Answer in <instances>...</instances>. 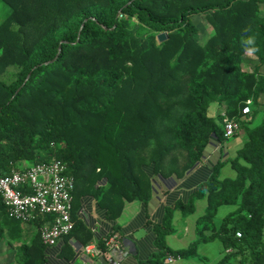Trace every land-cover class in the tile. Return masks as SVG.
Returning <instances> with one entry per match:
<instances>
[{"label":"trees","instance_id":"1","mask_svg":"<svg viewBox=\"0 0 264 264\" xmlns=\"http://www.w3.org/2000/svg\"><path fill=\"white\" fill-rule=\"evenodd\" d=\"M3 1L0 174L62 161L75 179V225L64 238L83 231L89 240L78 216L84 197L115 220L125 201L151 199L152 175L189 174L211 141H226L225 117L234 119L247 131L237 156L213 164L186 203L165 207L151 225L157 250L140 264L204 259L199 245L216 240L230 250L216 264H264V116L253 125L264 95V0ZM195 16L211 33L205 42ZM245 36L256 37L255 64ZM213 106L225 113L213 116ZM228 162L236 176L223 178ZM203 197L196 239L170 247L175 211L186 217ZM223 205L234 209L217 222ZM50 220L12 217L0 193V241L15 248L16 264H47L41 228Z\"/></svg>","mask_w":264,"mask_h":264},{"label":"crops","instance_id":"2","mask_svg":"<svg viewBox=\"0 0 264 264\" xmlns=\"http://www.w3.org/2000/svg\"><path fill=\"white\" fill-rule=\"evenodd\" d=\"M209 33V32H206ZM231 140V138L229 139ZM228 139L223 143L211 141L200 163L189 174L181 177L170 175H152V197L147 203L138 200L125 201L122 213L115 220L109 219L97 201L90 196L82 199L78 210L79 220L92 232V238L87 240L83 231H76L69 237L61 239L56 245L48 247L47 264H140L147 260L157 250L151 225L160 221L167 205L179 201L186 203L195 189L209 177V168L219 162L237 156L241 143ZM232 153H236L232 156ZM226 163L221 176L235 177L236 172L224 175ZM106 184V181L104 182ZM206 197L195 201L193 213L184 217L181 208L173 216L174 232L167 236V243L174 249L188 247L197 237V219L206 211ZM31 230L25 225V231ZM115 234L121 246L118 249H104L103 254L87 253L85 247L89 244L103 246L105 239ZM8 240L0 241V264L15 263V248ZM199 254L204 259L179 258L169 264H216L230 250H225L223 244L216 240L199 245Z\"/></svg>","mask_w":264,"mask_h":264},{"label":"built area","instance_id":"3","mask_svg":"<svg viewBox=\"0 0 264 264\" xmlns=\"http://www.w3.org/2000/svg\"><path fill=\"white\" fill-rule=\"evenodd\" d=\"M251 100L247 101L244 113L251 112ZM239 124L236 120L225 117L224 137L229 139L237 134ZM74 177L67 172L62 161L35 164L24 170H13L9 175L0 174V193L12 217L28 222L37 214L51 216V220L41 228V237L48 246L56 245L74 228L75 222L71 211ZM241 236V232L237 233ZM121 246L118 236H108L103 246L89 244L87 253L101 255L104 249H118ZM180 257L168 255L165 263H173Z\"/></svg>","mask_w":264,"mask_h":264},{"label":"rangeland","instance_id":"4","mask_svg":"<svg viewBox=\"0 0 264 264\" xmlns=\"http://www.w3.org/2000/svg\"><path fill=\"white\" fill-rule=\"evenodd\" d=\"M9 14V6L8 4H6L3 0H0V23L2 22V20ZM195 22L201 27V29L203 30L204 34H203V38H202V42H205L211 35V33H206L205 32V21L202 19L201 16H195L194 17ZM247 59L255 64L256 63V59L252 58V57H247ZM262 72L264 73V67L262 68ZM261 103L259 106L256 107L257 110V115L254 118V124L259 123L263 116H264V95L261 96L260 99ZM256 106V105H255ZM211 113L213 116H218V115H223L225 113V111L222 108H217L216 106L211 108ZM230 139V138H229ZM228 139V140H229ZM247 139V131H246V127L245 126H241L240 129L238 130V133L231 137V140H229V144L233 143L234 141H236L237 143H241L242 146L244 145L245 141ZM236 153H232V156H235ZM234 171L236 172V170L233 168V166L231 164H228V166L225 168V173H223L224 175H229L230 173H234ZM234 207L231 205H223L219 208L217 216H216V221L219 222L220 220H222V218L225 216V214L231 210H233ZM4 241V240H3ZM9 244H5L4 248L7 247L8 249ZM224 256V255H223ZM13 264H16L13 262Z\"/></svg>","mask_w":264,"mask_h":264},{"label":"clouds","instance_id":"5","mask_svg":"<svg viewBox=\"0 0 264 264\" xmlns=\"http://www.w3.org/2000/svg\"><path fill=\"white\" fill-rule=\"evenodd\" d=\"M250 31L249 29H245V32ZM241 48L244 53V55L251 57L253 56L257 51L258 48L256 46V37L255 36H245L241 40Z\"/></svg>","mask_w":264,"mask_h":264},{"label":"water","instance_id":"6","mask_svg":"<svg viewBox=\"0 0 264 264\" xmlns=\"http://www.w3.org/2000/svg\"><path fill=\"white\" fill-rule=\"evenodd\" d=\"M167 37H168V36H167V33H161V34L158 35V39H159V41H164ZM28 78H29V77H28ZM23 86H24V84H23ZM19 90H20V89H19ZM19 90L16 92V95L18 94Z\"/></svg>","mask_w":264,"mask_h":264}]
</instances>
